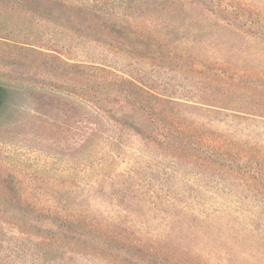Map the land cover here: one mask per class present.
Masks as SVG:
<instances>
[{"label": "rangeland", "instance_id": "374dc122", "mask_svg": "<svg viewBox=\"0 0 264 264\" xmlns=\"http://www.w3.org/2000/svg\"><path fill=\"white\" fill-rule=\"evenodd\" d=\"M206 4L219 19L192 15L219 27L172 59L116 28L125 20L101 0H0V264H172L169 251L264 264V185L203 168L199 139L205 128L264 148V118L182 104L195 70L264 74V0ZM123 78L182 102L165 107L179 120L159 122ZM155 244L168 249L128 250Z\"/></svg>", "mask_w": 264, "mask_h": 264}, {"label": "trees", "instance_id": "16d2710c", "mask_svg": "<svg viewBox=\"0 0 264 264\" xmlns=\"http://www.w3.org/2000/svg\"><path fill=\"white\" fill-rule=\"evenodd\" d=\"M44 1H49L53 4L58 3V0ZM68 1L61 0V2ZM101 1L104 9L107 8L109 11H115L113 12L114 14L121 16L125 20L123 25L116 26V28L123 30L129 37L132 35L139 45L156 53L165 51L172 59L174 57L180 59L182 56H176L178 46L189 44L195 47L200 43L199 35L203 33L205 28L212 31L214 27H219L216 21L205 26L191 13L193 10L199 9L209 12L219 19L218 14H215V10L208 9L205 6L206 3L217 5L219 0ZM77 9L82 10V7L78 6ZM244 12L241 15L242 17L244 16ZM258 16L260 15L258 14ZM256 21L258 19H255L254 24L258 23ZM223 22L228 28L232 27L230 19H223ZM194 73L199 76L192 80V89L197 94L193 98H189V96L184 97L182 99L183 103L175 101L176 99L173 97L152 94L124 78L122 83L127 88L125 90L128 92V96L133 94L138 99L139 105L155 115L159 122H164L170 115L173 120L178 119V117L172 114L170 108L169 110L165 108L166 106L179 105L178 103H191L202 107L240 112L264 118V84L260 83L264 82V74L252 72L249 73L251 77L247 81L237 83V77L235 78L232 75L225 74L224 77L220 78L218 74H208V72L195 70ZM242 78L238 77L239 80ZM146 94L155 100V106L143 105ZM177 129L183 132L186 130V126L184 128L178 127ZM199 139L204 153L200 158L203 168L213 169L220 175L236 178L244 184L264 185L262 184L264 183V176L255 175L252 172L253 169H264V148L250 146L246 143H237L228 138L226 134L213 132L205 128H201ZM211 154H215V160H212ZM102 237H100V241L103 239ZM104 238L105 240H102L103 243L99 244L107 245L108 242L114 241V237H110L109 235H105ZM101 245L97 249L101 250L103 248ZM129 247L128 250L132 253L144 250L146 251L145 255L147 254L154 258L160 257V254L166 252L168 249L163 244H155L153 250L134 245ZM169 253L170 251L162 261L181 264L178 255L176 256L177 259L179 258L177 260ZM184 255L181 258L183 259L182 264H207L204 261L198 260V258H194V256L191 257L186 253Z\"/></svg>", "mask_w": 264, "mask_h": 264}]
</instances>
